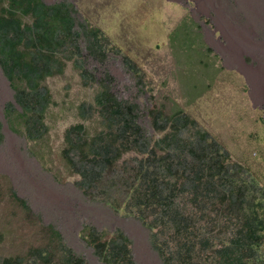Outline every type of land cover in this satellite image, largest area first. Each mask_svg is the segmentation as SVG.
I'll list each match as a JSON object with an SVG mask.
<instances>
[{"label": "rangeland", "instance_id": "1", "mask_svg": "<svg viewBox=\"0 0 264 264\" xmlns=\"http://www.w3.org/2000/svg\"><path fill=\"white\" fill-rule=\"evenodd\" d=\"M43 1L67 5L86 71L107 83L117 100L144 107L117 56L98 62L88 54L85 29L98 28L138 66L164 112L181 110L193 118L264 184V0ZM84 81L71 62L62 74L44 79L52 101L46 131L27 141L20 122L5 116L12 91L0 71V262L17 256L23 264H46L33 261L32 251L51 243V226L83 264H105L82 237L84 226H91L104 237L125 235L135 264H161L143 225L111 207L123 196L120 185L111 188L114 178L106 175L83 195L60 159L64 128L82 122L89 134L97 130L95 115L79 116L97 88ZM142 126L149 131L144 121Z\"/></svg>", "mask_w": 264, "mask_h": 264}, {"label": "trees", "instance_id": "2", "mask_svg": "<svg viewBox=\"0 0 264 264\" xmlns=\"http://www.w3.org/2000/svg\"><path fill=\"white\" fill-rule=\"evenodd\" d=\"M84 36L96 61L118 57L135 79L144 107L117 100L107 83L86 71L64 2L0 0V71L12 91L5 116L20 122L25 140H40L52 104L42 82L62 74L71 62L80 78L97 82L92 103L79 115L82 120L95 115L97 130L89 134L77 122L62 132L59 156L75 176L74 186L90 196L111 175V188L123 190L122 201L111 207L143 225L161 264H264V184L193 118L156 105L138 66L98 28L85 29ZM48 231L51 243L34 248L33 261L83 264L57 231L51 226ZM81 232L103 263L135 264L120 231L104 237L84 226ZM0 264L23 262L5 256Z\"/></svg>", "mask_w": 264, "mask_h": 264}]
</instances>
